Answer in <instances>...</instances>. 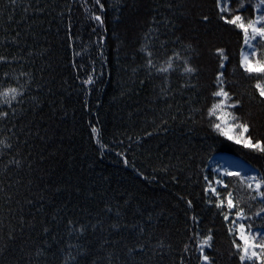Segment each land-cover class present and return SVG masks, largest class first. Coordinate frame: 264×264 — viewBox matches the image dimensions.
I'll return each instance as SVG.
<instances>
[{"label": "trees", "instance_id": "1", "mask_svg": "<svg viewBox=\"0 0 264 264\" xmlns=\"http://www.w3.org/2000/svg\"><path fill=\"white\" fill-rule=\"evenodd\" d=\"M243 2L0 0V264H200L209 235V264H240L218 205L231 192L262 229L264 209L237 176L207 192V165L227 152L264 175V153L209 115L223 72L230 111L264 142L242 33L220 18L252 19Z\"/></svg>", "mask_w": 264, "mask_h": 264}, {"label": "snow or ice", "instance_id": "2", "mask_svg": "<svg viewBox=\"0 0 264 264\" xmlns=\"http://www.w3.org/2000/svg\"><path fill=\"white\" fill-rule=\"evenodd\" d=\"M12 3H15L16 0H11ZM100 0H96V3L99 4ZM233 0H216L218 10L221 13H230V5ZM261 6H264V0H259V4L256 5V11L259 12ZM239 7L242 9L245 7L243 0H240ZM103 6L101 5V9ZM226 24L234 25L236 28H239L243 33V43L247 49L251 51L241 50V60L240 67L243 72L248 74L249 78L256 79L255 88L258 91L259 97L264 100V57L258 56L257 47H264V15H259L255 19H249L245 22L242 15L237 14L234 16L231 15H221L220 17ZM95 19L97 21L101 20L100 16H96ZM207 19V17H205ZM102 22V21H101ZM255 42V43H253ZM217 54L221 57L222 61H226L228 57L224 55L223 49H217ZM151 56V53H148ZM255 57V59H253ZM149 67H152V61L149 59L148 61ZM172 67V63L169 60L167 62V67H161L158 69L160 72H168ZM225 64L222 62L220 64V68L223 69ZM187 73H194L195 69L192 67H186L184 69ZM223 72L217 74L216 81L219 85L218 90L213 92V96L221 97L222 99L215 103L213 107L209 110V115H216L218 110H222L225 106L228 108H237L239 107V101H234L232 103H228L229 100H232L229 92L225 91L223 87ZM91 83L92 80L89 78L87 81ZM15 89H12V92H15ZM3 95L7 96L8 93L5 92ZM2 115L6 116L7 113H2ZM227 116L231 117L232 121H239L240 117L235 113H227ZM217 119L222 120L225 127H221V124H216L215 128L220 132L221 135L225 136L228 140L233 141L237 144H242L245 148H251L253 150L260 151L264 153V142L256 141L253 142V138L247 135L250 131V126L246 122H237L230 123L224 116H217ZM239 129V132L236 130ZM93 132H96V129H93ZM235 133V135H233ZM227 175H239L238 173L228 172ZM251 180L255 181V189L259 192L262 187L261 181H256L255 177H251ZM219 183V181H218ZM227 185H225L226 187ZM248 188H252V183L247 184ZM215 193V189H212ZM218 195V194H217ZM262 199H264V192L260 193ZM227 207L231 210L236 205L232 199V193H227L226 196ZM224 202L221 201V204L218 206H223ZM227 215L225 219H227ZM238 219H244L243 212L237 213ZM240 229L239 239L243 242L242 244H237L236 247L239 251H241V255L239 256L240 261L245 262L249 261L252 264H264V233H262L259 229L252 231V226H245L243 224L238 225ZM212 237L209 235L201 245V254L203 255V260L205 264L209 262V256L203 254L204 247H211L210 241ZM257 249L259 251H257Z\"/></svg>", "mask_w": 264, "mask_h": 264}, {"label": "rangeland", "instance_id": "3", "mask_svg": "<svg viewBox=\"0 0 264 264\" xmlns=\"http://www.w3.org/2000/svg\"><path fill=\"white\" fill-rule=\"evenodd\" d=\"M259 4V0H253V5H254V10H253V18L255 19L257 18L259 15H264V6H261L260 11L257 12L256 11V5ZM239 29V28H238ZM239 31L241 32V30L239 29ZM242 33V32H241ZM255 43V42H253ZM244 49L245 51H251L250 49H247L243 43V33H242V46L239 52V65H240V60H241V50ZM257 53L258 56L260 57H264V47H257ZM253 59H255V57H253ZM220 100L222 99L221 97H219ZM228 103L230 104V100L228 101ZM230 109L232 108H228V107H224L222 110H218L216 113V119L217 116H224L225 119H227L230 123H237L239 121H232L230 116H227V113H230ZM232 113V112H231ZM217 124H221V127H225L224 123L222 122V120L217 119ZM237 132H239V129L236 130ZM250 131L247 135L250 136ZM233 135H235V133H233ZM222 137H224L227 141L232 142L234 144H237L233 141L228 140L225 136L222 135ZM243 147L242 144H237ZM245 148V147H243ZM248 151H253V149L251 148H245ZM232 156V154H231ZM234 158H231L227 155V152H220V153H215L211 156L210 160L208 161V165H207V169L210 171V177L211 179L207 182V192L211 193L212 195H215L217 197V191L218 189H226L225 187V180L227 178L230 177H234V176H238L239 179L238 181H240V183H243L245 185V187L251 191V193H253L255 199L257 200L258 203H260L263 206L264 209V199L261 198L260 193L264 192V175H262L260 173V171L251 163H249L247 160H244L243 158H241L240 156H237L235 154H233ZM244 169L245 171H247V173H243L241 172L239 169ZM228 172H233V173H238L239 175H227ZM251 177H255L256 181H261L262 182V187L259 190V192L255 189V181L251 180ZM219 181V183H218ZM248 183H252V188H248L247 184ZM212 189H215V193L212 191ZM233 199V197H232ZM224 207L227 211V219H225V221L228 223L227 224V228H228V232L230 235H234L235 239L237 241L238 244H242L243 242L239 239L240 236V229L238 227V225L240 224H244L245 221L249 220V217L247 216V214L245 212H243L244 214V219H238L237 218V213H234V208H232L231 210L227 207V201H226V197H225V202H224ZM242 212V211H240ZM256 217H261L262 219H264V210H262L261 212H259L258 214H256ZM247 226V225H245ZM259 229L262 233H264V229L262 228H258V227H252V231H255ZM203 242H201L198 245L199 248V253L201 255V262L200 264H205L204 260H203V255L201 254V245ZM207 247H204V250ZM237 249V247H236ZM239 251V250H238ZM257 251H259L257 249ZM241 251H239V256L241 255ZM209 264V262H208ZM240 264H242V262L240 261ZM243 264H252V262L249 261H245L243 262Z\"/></svg>", "mask_w": 264, "mask_h": 264}, {"label": "bare ground", "instance_id": "4", "mask_svg": "<svg viewBox=\"0 0 264 264\" xmlns=\"http://www.w3.org/2000/svg\"><path fill=\"white\" fill-rule=\"evenodd\" d=\"M228 156H229V157H231V158H234V157H233V156H231V155H228ZM239 170H240L241 172L245 173V174L247 173V171H245V170H244V169H242V168H241V169H239Z\"/></svg>", "mask_w": 264, "mask_h": 264}]
</instances>
